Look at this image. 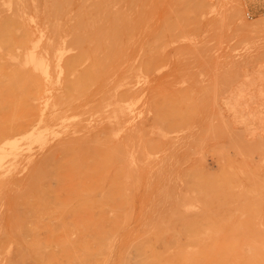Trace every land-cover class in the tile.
<instances>
[{"label":"rangeland","instance_id":"obj_1","mask_svg":"<svg viewBox=\"0 0 264 264\" xmlns=\"http://www.w3.org/2000/svg\"><path fill=\"white\" fill-rule=\"evenodd\" d=\"M230 2L0 0V264H264V0Z\"/></svg>","mask_w":264,"mask_h":264},{"label":"bare ground","instance_id":"obj_2","mask_svg":"<svg viewBox=\"0 0 264 264\" xmlns=\"http://www.w3.org/2000/svg\"><path fill=\"white\" fill-rule=\"evenodd\" d=\"M227 1H228V3H226L227 10L233 11L234 9H237L236 8L237 6L235 4L231 3L230 0H227ZM63 11H64V6H61V5H53L51 7V9H50V13L52 15H54V16L62 14ZM103 12H108V10L107 9H103ZM81 14H83V13H81ZM80 16H78V17H80ZM94 25L95 24L90 22L89 20H84V22L75 23L73 25V27H72V30H74V38L78 37L79 35H81L82 37H84L86 39L91 38V34L94 35L92 33ZM19 27H20V24H18L17 20L11 19V20L4 21L0 25V39H1V42H2L0 44V46L3 45L6 48H8V50H11L12 46L15 44L14 42L17 39L16 36H15V30L17 28H19ZM80 27H82V31H77L78 28H80ZM112 33L114 35H116V32L112 31ZM3 37H9V38L8 39H4ZM25 39H28V38L25 37ZM28 58H30V61L33 64L34 68H37V69L43 70V71L48 69L47 64L42 59H37L35 54H32V55L30 54ZM75 64H76L75 61H71L69 63V66L71 68H74ZM3 68L4 67H2V64H0V70H3ZM90 78H91V75H88L87 79H90ZM10 81H11V78L8 79L9 83H10ZM78 85H80V81L79 80H76V81L72 82V84L69 86V90L70 91L76 90ZM218 179L222 180V178L220 176L218 177ZM218 179L207 180L208 182H206V184H205V187H206L207 191L211 192L213 189H215V187H216L215 184L218 185Z\"/></svg>","mask_w":264,"mask_h":264}]
</instances>
